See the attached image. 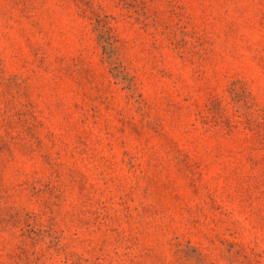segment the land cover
Segmentation results:
<instances>
[{"label":"rangeland","instance_id":"374dc122","mask_svg":"<svg viewBox=\"0 0 264 264\" xmlns=\"http://www.w3.org/2000/svg\"><path fill=\"white\" fill-rule=\"evenodd\" d=\"M0 264H264V0H0Z\"/></svg>","mask_w":264,"mask_h":264}]
</instances>
